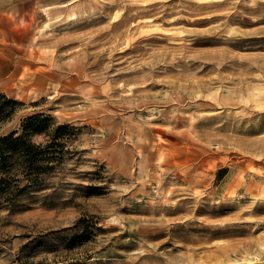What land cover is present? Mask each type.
Masks as SVG:
<instances>
[{
    "label": "rangeland",
    "instance_id": "1",
    "mask_svg": "<svg viewBox=\"0 0 264 264\" xmlns=\"http://www.w3.org/2000/svg\"><path fill=\"white\" fill-rule=\"evenodd\" d=\"M0 93L76 129L0 264H264V0H0Z\"/></svg>",
    "mask_w": 264,
    "mask_h": 264
},
{
    "label": "trees",
    "instance_id": "2",
    "mask_svg": "<svg viewBox=\"0 0 264 264\" xmlns=\"http://www.w3.org/2000/svg\"><path fill=\"white\" fill-rule=\"evenodd\" d=\"M19 104L0 93V201L3 199V186L8 182L17 184L20 176L28 184L19 191L43 189L45 181L41 175L51 174L60 168L67 152L66 137L76 130L68 124L55 125L51 118L35 113L25 117L18 128L2 132Z\"/></svg>",
    "mask_w": 264,
    "mask_h": 264
},
{
    "label": "bare ground",
    "instance_id": "3",
    "mask_svg": "<svg viewBox=\"0 0 264 264\" xmlns=\"http://www.w3.org/2000/svg\"><path fill=\"white\" fill-rule=\"evenodd\" d=\"M75 1V0H74ZM55 2V1H54ZM124 54V53H123ZM123 56V55H122ZM246 260V259H245Z\"/></svg>",
    "mask_w": 264,
    "mask_h": 264
}]
</instances>
